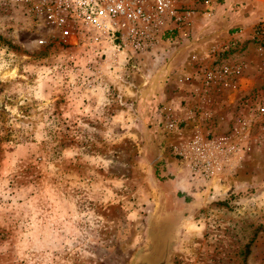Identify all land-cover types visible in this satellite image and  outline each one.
Returning <instances> with one entry per match:
<instances>
[{"label":"rangeland","instance_id":"1","mask_svg":"<svg viewBox=\"0 0 264 264\" xmlns=\"http://www.w3.org/2000/svg\"><path fill=\"white\" fill-rule=\"evenodd\" d=\"M212 12L241 38L203 64L233 79L202 90L185 130L174 85L160 117L155 58L87 64L76 46L36 44L43 29L0 3V264H130L156 239L168 264H264V0ZM196 133L227 148L209 177L174 151Z\"/></svg>","mask_w":264,"mask_h":264},{"label":"built area","instance_id":"2","mask_svg":"<svg viewBox=\"0 0 264 264\" xmlns=\"http://www.w3.org/2000/svg\"><path fill=\"white\" fill-rule=\"evenodd\" d=\"M217 1L0 0V3L20 6L33 23L43 29L34 40L36 44L56 42L76 46L78 52L89 59L87 64H91L109 56L122 57L125 62L145 56L155 58L163 42H175L178 34L191 35L194 14L210 16ZM173 31L176 33L166 35ZM254 33L257 38H264V17L257 20ZM206 51L208 55L198 61L202 69L201 89L206 92L217 85L228 86L233 79L228 76L231 75L230 67L212 64L228 51L227 45L213 44ZM192 58L197 59L196 54ZM210 59L213 62L205 66L203 63ZM191 79L190 74H180L176 81L184 85ZM254 114L264 116V102L256 104ZM199 133L174 146V151L203 177H209L218 165L229 160L228 152L224 144L201 138Z\"/></svg>","mask_w":264,"mask_h":264},{"label":"crops","instance_id":"3","mask_svg":"<svg viewBox=\"0 0 264 264\" xmlns=\"http://www.w3.org/2000/svg\"><path fill=\"white\" fill-rule=\"evenodd\" d=\"M230 20H232L230 15L212 13L210 16H206L196 13L192 19L194 23L191 25V35L183 36L178 34L175 42H163L159 54L155 57L156 93L154 97L156 105L161 103V110L159 109L160 117H162L163 113L165 114L164 110L167 101L170 99L167 88L170 85H174L172 94L175 97L172 96L170 101L185 99L189 102L186 111L181 114L183 117L182 119L185 121L184 129L194 130L196 126H199L192 122L196 116V109L193 105V101H197L203 95L200 82V75L202 76V74L197 75L194 68H196L198 61L203 58L202 53L208 55L206 50L214 42L227 43L230 39H235V41L240 40V33L242 30L238 31L236 29L235 31H231V24L228 23ZM173 33H176V31L166 32V35H171ZM193 54H196L197 59L192 58ZM180 74H190L193 76V80L191 79L192 83L185 82V84L181 86V89H177L175 83L176 78ZM147 81L149 80L147 79ZM152 95L143 93V99L148 97V99H150ZM171 104L172 103L169 105L172 106ZM170 113L178 117V114H176L177 111H172ZM155 117L158 118L159 114Z\"/></svg>","mask_w":264,"mask_h":264},{"label":"water","instance_id":"4","mask_svg":"<svg viewBox=\"0 0 264 264\" xmlns=\"http://www.w3.org/2000/svg\"><path fill=\"white\" fill-rule=\"evenodd\" d=\"M155 250L156 248L136 254L130 264H168L169 255L166 248L162 249L158 257L155 255Z\"/></svg>","mask_w":264,"mask_h":264},{"label":"flooded vegetation","instance_id":"5","mask_svg":"<svg viewBox=\"0 0 264 264\" xmlns=\"http://www.w3.org/2000/svg\"><path fill=\"white\" fill-rule=\"evenodd\" d=\"M155 246H157V249L155 250V255L158 257L160 255L162 249H163V247H162L163 246V242L160 239H156L155 242L152 244L151 248H153ZM141 253H143V251Z\"/></svg>","mask_w":264,"mask_h":264},{"label":"trees","instance_id":"6","mask_svg":"<svg viewBox=\"0 0 264 264\" xmlns=\"http://www.w3.org/2000/svg\"><path fill=\"white\" fill-rule=\"evenodd\" d=\"M248 251V250H247Z\"/></svg>","mask_w":264,"mask_h":264}]
</instances>
